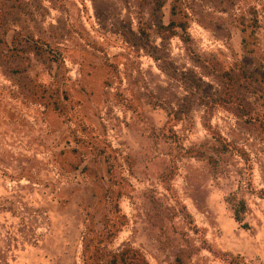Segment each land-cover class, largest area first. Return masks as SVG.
Listing matches in <instances>:
<instances>
[{"label": "rangeland", "instance_id": "rangeland-1", "mask_svg": "<svg viewBox=\"0 0 264 264\" xmlns=\"http://www.w3.org/2000/svg\"><path fill=\"white\" fill-rule=\"evenodd\" d=\"M221 71L264 115V0H0V264H264V136Z\"/></svg>", "mask_w": 264, "mask_h": 264}, {"label": "trees", "instance_id": "trees-1", "mask_svg": "<svg viewBox=\"0 0 264 264\" xmlns=\"http://www.w3.org/2000/svg\"><path fill=\"white\" fill-rule=\"evenodd\" d=\"M179 26L181 29H184L183 25H176V23H170V28H175ZM219 78L222 84V89L219 92L215 103L222 108L227 110L235 109L234 105L241 102L239 100L242 89H246L247 85V75L241 73L239 75L234 74L230 71H221L219 72ZM238 117H245L246 121L252 125L259 135L264 136V115H253L250 111H247L244 107L241 109H235ZM234 112V111H232ZM222 152H226L228 147L226 144L222 143L221 149ZM238 153L241 156H244L240 151ZM245 212V203L243 200L238 201L236 204L232 205V217L233 220L238 223L241 228H246V225L243 223V215ZM235 258H231L229 263L236 264L234 261ZM109 264H149L146 258L141 254V252L132 249L131 247L123 248L118 253L111 256ZM174 264H183V262L177 258Z\"/></svg>", "mask_w": 264, "mask_h": 264}]
</instances>
